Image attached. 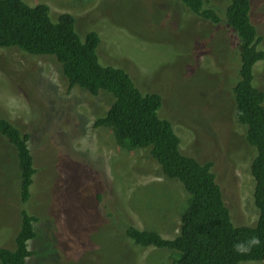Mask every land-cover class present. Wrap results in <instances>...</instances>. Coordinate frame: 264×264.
I'll return each instance as SVG.
<instances>
[{
	"label": "rangeland",
	"instance_id": "1",
	"mask_svg": "<svg viewBox=\"0 0 264 264\" xmlns=\"http://www.w3.org/2000/svg\"><path fill=\"white\" fill-rule=\"evenodd\" d=\"M24 1L47 4L56 22L72 14L82 39L96 32L101 63L125 70L143 93L159 94L160 115L173 124L182 152L213 163L233 223H257L251 175L256 151L234 111L238 38L225 21L202 20L180 0ZM229 2L208 0L222 18ZM251 7L264 50V0H251ZM254 72L264 91V61ZM111 101L107 94L69 88L52 58L0 49V115L29 135L37 169L32 199L23 206L15 155L0 135V246L15 247L25 207L38 218V237L29 249L39 254L28 264L176 263V251L142 248L126 230L175 239L189 195L180 181L164 175L149 150H125L111 129L94 126Z\"/></svg>",
	"mask_w": 264,
	"mask_h": 264
},
{
	"label": "trees",
	"instance_id": "2",
	"mask_svg": "<svg viewBox=\"0 0 264 264\" xmlns=\"http://www.w3.org/2000/svg\"><path fill=\"white\" fill-rule=\"evenodd\" d=\"M180 1L202 20L213 24L225 21L238 38L239 69L232 79L231 92L237 121L245 129L246 141L256 151L251 175L255 180L254 201L259 219L252 226L233 223L212 170L213 163H202L182 152L181 139L173 124L160 115L162 97L157 93H143L125 70L104 66L98 55L101 38L96 32H90L82 39L72 14H61L56 22L47 4L30 6L24 0H0V49H18L30 56L52 58L69 88L78 87L95 97L109 95L110 109L94 126L111 129L118 146L125 150H149L164 175L183 184L189 197L181 212L178 236L169 240L155 231L128 227L126 234L136 245L176 251L179 255L175 264L263 262L264 91L255 85L254 68L264 61V50L258 48L261 37L251 19V0H230L225 18L208 0ZM0 135L12 146L18 165V196L25 206L32 199L37 174L29 135L22 134L1 115ZM20 215L15 247L0 246V264H28L29 258L39 254L29 249V242L38 237L35 228L38 218L30 215L25 207ZM251 235H258L261 245L249 255L236 254L233 244Z\"/></svg>",
	"mask_w": 264,
	"mask_h": 264
},
{
	"label": "clouds",
	"instance_id": "3",
	"mask_svg": "<svg viewBox=\"0 0 264 264\" xmlns=\"http://www.w3.org/2000/svg\"><path fill=\"white\" fill-rule=\"evenodd\" d=\"M243 226H247V225H243ZM260 245H261L260 237L258 235H251L245 239L237 240V242L233 244V250L235 251L236 254L245 256V255H249L254 248H257Z\"/></svg>",
	"mask_w": 264,
	"mask_h": 264
},
{
	"label": "bare ground",
	"instance_id": "4",
	"mask_svg": "<svg viewBox=\"0 0 264 264\" xmlns=\"http://www.w3.org/2000/svg\"><path fill=\"white\" fill-rule=\"evenodd\" d=\"M91 158H92V156H91ZM117 167V166H116ZM118 174V173H117ZM132 179V178H131ZM141 209V208H140Z\"/></svg>",
	"mask_w": 264,
	"mask_h": 264
}]
</instances>
